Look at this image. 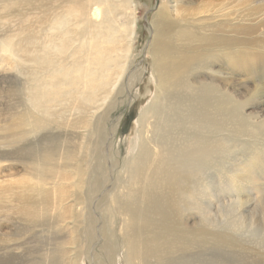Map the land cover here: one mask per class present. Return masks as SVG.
<instances>
[{
  "label": "bare ground",
  "instance_id": "1",
  "mask_svg": "<svg viewBox=\"0 0 264 264\" xmlns=\"http://www.w3.org/2000/svg\"><path fill=\"white\" fill-rule=\"evenodd\" d=\"M10 1L0 0L1 8L8 10L0 16V37L11 42L17 40L14 46L5 45L1 49L10 59L5 69L11 72L20 64L30 68L28 73H22L23 78L16 74L8 76L12 82L11 95L18 102L0 108V163L4 162L7 170L14 162H20L23 169L33 171L34 162L35 166H41L40 172L54 168V164L69 171L73 168L68 161H72L74 140L78 138L76 129L84 127L95 133V114L115 87L109 72L113 53L119 46L122 48L126 36L131 43L135 34L133 19L118 23L114 17L120 6L123 8L131 1L25 0L26 8L9 10ZM189 4L191 0H171L168 5L171 16L167 14V6H161L152 16L149 50L154 92L152 102L143 110L153 122H148L146 127L145 114L140 116L137 147L125 165L131 179L128 191L112 194V204L126 217L123 236H110V226L102 224V237L109 244L103 247L105 259L95 258L96 264L114 258L117 251L114 245L122 248L123 264H209L202 257L203 252H193L195 243L200 245L197 249H207V240L197 236H208L211 225L222 224L238 230L247 216L244 212L248 214L251 206L259 209L264 203V187L259 188L264 185L255 182L259 179L253 180V164L240 157L242 148L238 144L226 139L228 135L256 138L262 132L261 128L247 123L248 115L243 114V105L236 98V95L246 96L260 110L264 109V86L258 83L247 86L237 77L241 69L253 70L252 66H246L248 55L240 51V38L236 36L238 16L225 17L224 9L219 12L218 8H209L202 11L201 17L190 18L193 15L182 11L190 8ZM257 17L253 28L246 31H253V47L260 48L264 47V31L256 24L264 20V14ZM258 121L264 126V119ZM18 126L28 127V133L46 132L38 140L29 141L27 131L20 130L22 136L26 133L23 138L26 140L17 146V132L12 130ZM210 171L247 181L252 173L249 178L253 181L249 183L260 189V198L211 194ZM7 176L11 177L10 172ZM32 177L36 184L3 185L4 192L10 193L15 202L2 205L8 213L5 222L11 224L13 215L31 220L37 213H43L47 216L43 225L54 224L58 231L52 236H62V226L67 214L72 212L62 207L65 191L55 186L58 181L52 182L51 188L41 187L48 184L43 173ZM44 177L48 178L47 174ZM4 178L5 175H0V183L6 181ZM113 205L103 213L106 221V213L116 210ZM56 210L52 216L51 211ZM48 214H52V219ZM233 216L235 219L228 221ZM194 219L197 221L190 222ZM17 229V225L11 224L10 230L3 231L0 225V236H18L14 233ZM21 229L29 232L25 227ZM66 243L71 245L70 250L57 251L58 262L75 264L77 244L70 239ZM13 246L5 245L0 250L11 253ZM55 256V251L48 252L42 261L58 264Z\"/></svg>",
  "mask_w": 264,
  "mask_h": 264
},
{
  "label": "rangeland",
  "instance_id": "2",
  "mask_svg": "<svg viewBox=\"0 0 264 264\" xmlns=\"http://www.w3.org/2000/svg\"><path fill=\"white\" fill-rule=\"evenodd\" d=\"M130 1V4L125 3L123 8L120 6V9L115 11L114 17L118 23L129 22L130 19H133L136 26L135 34L131 39V43H129V39L126 36L121 42L122 48L119 46L120 48L118 47L113 53L114 59L109 72L112 82H115V87L103 104V108L95 114L93 120L95 133H92L89 129L86 130L84 127L76 129V132L78 131V138L74 140L75 149L74 153L72 152V161H68L69 167L71 165L73 168L68 171L64 168H56L57 165L54 164V168L49 167L46 168V171L40 172L41 166H35L34 162H32L33 171L23 169V164L20 162H14L13 167L7 170V167H4L5 163H0V175H5L4 179H6V181L4 180L0 183V208L4 202H8V204L15 203L13 196L10 193L4 192V184H14L15 182L17 185L20 182L25 183V185L36 184V179L32 176H39L43 173V178L49 185L46 184L41 187L51 188L53 187L52 182L58 181L55 186L67 192H64L62 207H65L67 211L70 208L72 211L70 212L71 215L67 214L68 218L65 219L62 226V236H52L53 233H57L58 231L55 230L56 226L54 224L50 227L43 225L47 219V216L43 213H37L31 220L22 219L19 216L16 218L13 215L14 219L11 221V224H15L19 228V230L17 229L14 232L18 236H0V249L5 245H14L13 253H4L3 250H0V264H33V262L44 264L42 258L52 251H55L56 262H58L59 250H70L71 245L68 244L66 246V242L69 239L76 242V247H78L75 264H96L95 258L105 259L103 247H108L109 244V241L106 243V239L102 237L104 236L101 232L102 224L105 223L107 226H110L109 228L112 230L110 236H118V238L119 236H123L121 232L126 217L119 207L112 204V194L116 191L122 195L128 191L131 179L127 176L128 172L125 165L137 147L139 140L138 130L141 123L139 122L140 116L145 114L146 127L148 122H153L150 114L145 113L143 110L152 102L151 98L154 92V79L151 74L153 62L149 50L152 40L151 19L161 6H167V14L171 16V11L168 8L171 0ZM113 2H116V0ZM10 3L12 7L9 10L14 8L23 9L28 6L25 0H11ZM189 5L190 8L182 11L193 15L190 18L201 17L204 14L202 11H207L209 8H218L217 11L219 12L224 9L225 17L238 16L237 19L239 21L236 23V36L240 38V51L243 50V53L248 55L245 63L246 66H252L253 70L249 72L241 69L238 71L239 75L237 77L243 81L242 83L247 84V86L254 87L257 83L264 86V47H253V31H246L247 28H253V23L259 19L257 16H263L264 0H191V4ZM1 7L2 3H0V16L2 13L8 11ZM261 23H264L263 19L256 25L259 24L261 26L260 31H264V24L261 25ZM38 37L42 40V34L38 35ZM12 41L8 40L7 37H0V108L18 102L11 95L10 86L12 82L8 80L11 78L8 76L15 77L17 75L18 78H23L22 73H28L30 68L24 64H20L13 70L14 72H6L5 67L9 65L10 59L8 55L1 52V49L5 45L14 46L17 40L12 39ZM128 44L130 46L127 49ZM12 90L14 91V89ZM242 92L244 93V89H242ZM236 98L243 105V114L248 115L247 123L261 128L262 132L256 138H235L228 135L226 139L238 144L242 148L239 154L240 157L248 159L253 164V168H251L255 176H253V180L259 179L260 181L256 180L255 182L264 185V126H261L258 121L259 119H264V109L260 110L253 100H249L246 96L236 95ZM21 102L22 105L25 104L23 100ZM50 125L57 127V125L52 123ZM27 128L18 126L15 130H12L17 132L15 135L17 146L26 140L23 139L26 133L22 136L20 130L24 129L27 131ZM68 131L71 134L74 133L72 129H68ZM45 132L39 130L28 133L27 131L29 134L27 140L36 141L39 135L41 133L45 134ZM31 135L34 137H31ZM55 162L60 161L55 159ZM9 172L11 177L7 176ZM29 172H32V174L29 175ZM46 174L48 178L44 177ZM64 174H67V176ZM251 175L252 173L246 179L253 181L249 178ZM208 178L211 180L209 181V191L213 195H228L232 193L240 195L243 199L254 200L255 198H260L259 190L264 187L260 186L259 189L255 183L251 184L249 181L239 177H229L224 172L212 173L210 171ZM134 186L136 185L134 184ZM36 192L33 191V195H37ZM38 203L40 204V202ZM35 204L39 207L37 202ZM261 204L259 209L257 206H251L250 209L252 211L249 210L248 214L244 212L247 216L240 222L238 230L233 227L229 229L226 226H222V224L220 226H208V236H197L200 240H207V246H205L207 249H197L196 246L200 247V245L195 243L193 252H203L202 257L204 260L210 261L209 264H264V203L262 202ZM110 205L115 206L116 210L112 213H106L108 219L106 221L103 213L105 210L108 211ZM57 211H51L53 214L51 215L55 216ZM0 213L2 214L0 220L4 219V221H0L3 231L10 230L11 224L5 222V216L8 213L2 208L0 209ZM48 215L52 219L51 215ZM195 219L190 222L197 221ZM230 219L234 220L235 217L229 218L228 221ZM111 221L112 223H110ZM23 227L28 229L29 232H24L21 229ZM60 227L58 226V230H60ZM0 233L2 232L0 231ZM113 248L117 249L112 259L114 261H105L102 264H123L120 261V257L122 258V248H116L115 245ZM59 261H62V259Z\"/></svg>",
  "mask_w": 264,
  "mask_h": 264
}]
</instances>
